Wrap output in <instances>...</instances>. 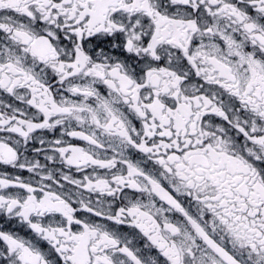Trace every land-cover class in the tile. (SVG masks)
I'll return each mask as SVG.
<instances>
[{"label":"snow or ice","instance_id":"6c2138e0","mask_svg":"<svg viewBox=\"0 0 264 264\" xmlns=\"http://www.w3.org/2000/svg\"><path fill=\"white\" fill-rule=\"evenodd\" d=\"M0 264H264V0H0Z\"/></svg>","mask_w":264,"mask_h":264}]
</instances>
